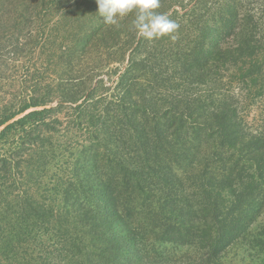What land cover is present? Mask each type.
<instances>
[{"label": "rangeland", "instance_id": "374dc122", "mask_svg": "<svg viewBox=\"0 0 264 264\" xmlns=\"http://www.w3.org/2000/svg\"><path fill=\"white\" fill-rule=\"evenodd\" d=\"M97 11L0 0V117L43 112L0 142V264H264V0H161L175 41ZM235 167L236 232L202 187Z\"/></svg>", "mask_w": 264, "mask_h": 264}, {"label": "trees", "instance_id": "16d2710c", "mask_svg": "<svg viewBox=\"0 0 264 264\" xmlns=\"http://www.w3.org/2000/svg\"><path fill=\"white\" fill-rule=\"evenodd\" d=\"M33 12L36 14V16H38L36 7H35V9H33ZM230 22H231V19H224L222 26L224 28H227L230 26L229 25ZM220 32H223V31L221 30ZM208 36H211V34H209ZM219 40H220V36H219V38L213 39V44H212L211 48L216 47ZM239 44H240L239 50H241L243 45H242V43H239ZM214 52H217V51L214 49L213 50L209 49L206 51V54L215 55V57H216V55H219L220 59H224L221 54H219L218 52L217 53H214ZM200 57H201V55H200ZM38 106H39L38 103H33L31 105L24 104L18 111H14L12 113H7L4 116L0 117V142L5 140L8 137L9 133H11L12 130H18L19 131L20 128L24 129L28 119H38L39 116H42L43 112L34 111V112L28 113L27 115H24L22 118H20L18 120H15L16 117L26 113L29 109L34 108V107H38ZM231 130L234 131L233 125H231L230 122H224L221 125V131L222 132L227 133V131H231ZM227 137L232 141L233 138L231 137V135H228ZM225 142L223 143V146H225ZM220 148H221L220 146L214 147V153L216 154ZM7 160L8 159H4L2 161L5 164L7 162ZM256 170L259 171V168H257ZM243 171L241 169L239 170V168H236V167L234 169L233 168H230V169L226 168L225 173L219 176L220 177V180H219L220 184L213 183L212 182L213 178L209 177L208 173H206L203 176V179L206 178V180L208 179V181H209V183H207V184L204 183L202 186V187H204L205 192H208L212 195L213 194L212 192L214 190H216L217 188H219L217 186L220 185L221 189L225 188L227 190L226 193H229V195L233 196V198L230 201V205H232V206L235 205L236 210L240 212L238 217H235V216L232 217L233 221L236 222L235 227L233 229L234 232H236L237 230L244 229V226H246V220L244 218H240V217L244 214H247V217H248L250 214L251 208H253V207H251L252 206V199L250 198V200L248 201L249 196L245 193V191L250 190V187L245 185L242 182L243 184H241L239 187L234 188L235 179L240 176V179L242 180L243 174H244ZM262 203H263V201L260 204H262ZM107 206L109 209H111L108 201H107ZM219 234L221 235V232H218V235ZM221 236H222L221 238L220 237L216 238V241L214 243V246L216 248L219 246V244L221 242H223L225 240V235L223 233ZM230 241H231V239H230ZM123 244H124V249L128 248L129 250H132L131 247L133 245L129 241H124Z\"/></svg>", "mask_w": 264, "mask_h": 264}, {"label": "clouds", "instance_id": "9594fccd", "mask_svg": "<svg viewBox=\"0 0 264 264\" xmlns=\"http://www.w3.org/2000/svg\"><path fill=\"white\" fill-rule=\"evenodd\" d=\"M97 16L103 23L118 26L120 21L132 17L131 30L140 39L153 42L160 39L175 41L179 24L162 11L161 0H95Z\"/></svg>", "mask_w": 264, "mask_h": 264}]
</instances>
